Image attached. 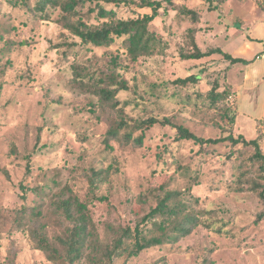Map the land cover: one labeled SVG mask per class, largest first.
Returning a JSON list of instances; mask_svg holds the SVG:
<instances>
[{
	"label": "rangeland",
	"instance_id": "1",
	"mask_svg": "<svg viewBox=\"0 0 264 264\" xmlns=\"http://www.w3.org/2000/svg\"><path fill=\"white\" fill-rule=\"evenodd\" d=\"M161 1L163 8L149 26L162 37L160 52L134 61L121 39L101 47L82 43L59 22L58 8L48 9L46 18L28 8L35 0L28 6L1 0L0 264H55L34 247L28 227L38 209L37 219L50 237L62 234L67 219L54 203L62 187L70 186L88 204L98 237L107 243L119 227L134 226L157 204L158 186L164 182L168 190L179 193L172 203L181 205L182 214L197 213L212 228L199 225L177 241L117 258L114 264H203L206 257L214 264H264V218L256 222L264 201L239 181L235 156L228 157L229 144L203 147L175 140L171 126L156 125L141 147L118 140L106 146L109 119L121 117L128 119L134 136L141 131L137 124L150 116L168 117L204 138L221 135L225 121L210 107L206 92L215 77L224 83L227 62L221 54L181 59V33L191 22ZM173 1L203 11L197 38L203 48L218 46L240 56L242 39L264 31V0H226L217 10L210 9L207 0ZM95 3L81 6L73 20L82 15L101 24L103 20L88 13ZM111 6L123 18L149 11L134 10L133 3ZM259 58L264 60V51ZM255 61L233 64L227 81L238 97L235 134L251 139L261 130L264 150V123L249 115L255 113L258 99L261 109L264 86L243 89L246 65ZM111 69L126 79L129 88L120 90L111 103H102L86 86ZM191 73L201 79L187 87L173 83ZM103 85L114 87L107 78ZM114 102L116 106L111 105ZM92 171L98 172L94 184Z\"/></svg>",
	"mask_w": 264,
	"mask_h": 264
},
{
	"label": "trees",
	"instance_id": "2",
	"mask_svg": "<svg viewBox=\"0 0 264 264\" xmlns=\"http://www.w3.org/2000/svg\"><path fill=\"white\" fill-rule=\"evenodd\" d=\"M7 1L14 3L13 5L23 2L22 0ZM166 1L169 3L170 9L176 10L191 22L185 33H181L178 49V55L181 59H202L214 54H221L223 59L228 62L225 67L224 83L221 84L217 76L206 92L210 107L225 121V124L221 126V135L215 138H204L195 134L188 127L174 123L168 117L150 116L137 124V128L141 131L139 135L134 136V129L130 126L128 119L121 117L109 119V126L105 131L104 139L106 146H110L111 140H118L122 144L133 143L135 146L141 147L144 145L148 130L156 125L171 126L175 130V140H191L203 147L210 144H229L231 152L228 157L232 159L235 156V169L239 174V181L247 183V188L257 192L264 201L262 131L259 130L258 136L251 139H247L242 134H235L239 114L237 108L238 97L233 85L227 81V71L233 64L238 62L246 64L249 60L235 57L218 46L203 48L197 40L198 34L202 31L203 11L173 0ZM207 1L211 3L210 9L217 10L226 0H218L216 4H212L214 0ZM28 2L30 0H24L23 3L28 6ZM87 2H96L94 6L88 8V13L92 15L93 19L103 20L101 24L86 21L82 15L73 20L74 16L80 14V7ZM0 3H2L1 0ZM122 3L126 5L133 3L134 10L148 8L149 11H139L136 17L123 18L118 16L116 9L111 6L112 4L118 6ZM28 8L34 10L35 13L44 14L46 18H48V9L58 8L62 12L59 22L64 25V28L69 29L79 37L82 43H91L101 47L113 44L121 39L123 49L134 61L141 56H149L160 52V39L162 37L157 35L155 31H151L149 26L159 16L160 9L163 8L161 0H35L33 7ZM262 20L264 21V17ZM115 60L113 59L112 62L117 64ZM101 76L100 80L86 87L102 103H111L120 90L129 88L126 79L122 78L116 70L111 69L102 72ZM80 77V83L86 85L87 83L83 81L85 77ZM106 78L110 79L114 87L103 85ZM200 79V75L191 73L186 77L174 79L173 83L180 87H187L191 83H197ZM111 105L116 106L117 103L114 102ZM259 123H264V117L259 119ZM30 171L31 168L28 166L27 172ZM92 174L95 175L91 179V183L94 184L98 172L92 171ZM158 187L160 192L157 194V204L142 215L134 226L119 227L111 241L104 243L98 237V231L88 204L81 200L70 186L66 185L62 187L61 194L59 193L54 201L59 214L67 219L62 234L52 239L45 224L37 219L39 212L37 209L32 213L35 214V217H30L28 227L30 228L34 247L42 251L46 258L55 264L61 262L77 264L85 260L93 264H114L117 258L138 256L150 247L177 241L199 225L212 228V223L201 219L197 213L182 214L183 208L181 205L172 203L179 193L168 190L167 182L160 184ZM240 190H243V188L240 187ZM182 206L184 205L182 204ZM262 218H264V210L258 214L256 222ZM202 263L214 264V261L206 257Z\"/></svg>",
	"mask_w": 264,
	"mask_h": 264
},
{
	"label": "crops",
	"instance_id": "3",
	"mask_svg": "<svg viewBox=\"0 0 264 264\" xmlns=\"http://www.w3.org/2000/svg\"><path fill=\"white\" fill-rule=\"evenodd\" d=\"M218 35L220 34L219 33L215 34V36ZM227 38H229V35H227ZM250 38L253 40H251ZM240 45L242 46L241 54L240 56H235V57H241L246 60H250L253 58L256 59L254 63L246 65V69L244 72L245 75L243 80V84H244L243 89L246 92L249 89H252V87H258L261 84L264 86V60H259L260 59L259 53L264 51V31L263 33H255V34L252 33V37L248 35V38L242 39ZM257 59L259 61H257ZM259 96L261 99V109H259L258 107V105H260L259 99L258 100L256 99L257 102L255 104V108L253 109L255 113L249 114L250 116L256 119L258 118L262 119L264 117V92H261ZM257 98H258V94H257Z\"/></svg>",
	"mask_w": 264,
	"mask_h": 264
}]
</instances>
